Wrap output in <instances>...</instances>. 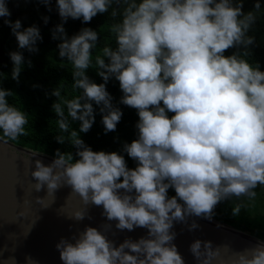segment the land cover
<instances>
[{"label": "clouds", "instance_id": "clouds-1", "mask_svg": "<svg viewBox=\"0 0 264 264\" xmlns=\"http://www.w3.org/2000/svg\"><path fill=\"white\" fill-rule=\"evenodd\" d=\"M40 2L50 5L51 0ZM57 8L63 22L82 18L85 24L111 9L115 47L104 46L93 61L97 31L85 27L69 38L63 24L54 29L52 38L62 41L59 57L72 65V89L78 92L70 99L60 86L51 93L62 133L55 139L76 148L78 159L57 150L49 166L36 160L35 190L46 185L52 193L69 186L85 205L102 206L116 229L148 232L116 246L107 235L111 224L102 225L103 231L86 227L71 241L57 243L60 259L63 264H185L173 243L175 222L191 216L211 220L222 201L254 200L255 189L264 188V71L251 61L255 36L248 35L261 11L259 0L246 14L243 0H57ZM10 15L6 0H0V17ZM5 23L20 49L38 51V27L21 30L20 20ZM232 48L237 51L225 55ZM9 55L12 79L19 82L24 56ZM93 63L104 83L86 74ZM112 78L123 93L120 103L139 117L138 138L123 145L137 163L134 169L124 155L93 151L80 138L95 123L93 103L100 106L105 134L116 131L123 112L106 89ZM13 96L0 87V130L15 141L28 135L29 115L9 103ZM70 121L80 122L79 132ZM169 189L176 195L170 198ZM244 206L235 203L233 216ZM85 217L77 212L74 219ZM197 227L193 223L190 230ZM219 248L196 240L190 252L199 264H212ZM233 264H264V242L236 253Z\"/></svg>", "mask_w": 264, "mask_h": 264}, {"label": "trees", "instance_id": "trees-1", "mask_svg": "<svg viewBox=\"0 0 264 264\" xmlns=\"http://www.w3.org/2000/svg\"><path fill=\"white\" fill-rule=\"evenodd\" d=\"M10 17H0V87L14 93L9 97V103L21 108L29 115V123L25 126L28 132L27 136L19 137L12 141L3 136L0 130V137L10 142L29 148L34 151L42 152L55 157L57 150L72 152L74 159L77 149L67 142L59 144L55 137L61 135L52 105L57 102V98L51 93L61 87V94L67 98H73L78 95L72 89L73 78L71 75L72 65L66 59L59 57L58 44L62 41L54 40L52 34L54 29L63 24L68 37L78 34L82 28L88 27L97 31L99 36L98 47L93 50V61L95 55L100 52L104 46L115 47V39L110 32V25L114 22L109 13L98 14L90 23H83L80 20L71 18L65 23L58 13L57 0H51L50 5H45L40 0H6ZM257 0H243L242 11L246 14L255 10ZM261 11L257 14V22L248 33L255 36V43L250 46L252 53L251 61L260 65V70L264 71V0H259ZM49 8L51 10H49ZM48 18L47 24L44 18ZM5 20H11L13 23L20 20L21 30L31 26H36L40 30L42 40L37 41L38 51L29 52L27 49H20L16 37L12 34V29L5 23ZM241 51L243 49H240ZM22 52L24 64L19 77V82L12 79L13 62L9 53ZM236 48L226 51L225 55H232ZM31 61V67L28 61ZM107 62V61H106ZM99 69L93 67L86 71L90 80L97 84L104 83L103 79L97 75ZM36 86V87H34ZM107 91L113 97L112 103L119 107L123 112L122 119L117 125L116 131L105 134L102 124V114L100 106L93 103L95 123L88 133H80V138L93 151L117 152L125 156L129 169L137 166L136 161L128 157L123 152V145L131 143L138 138L136 124L139 120L137 111L133 108L120 103L123 93L120 90L119 82L114 78L110 79L106 85ZM173 115L169 113V116ZM72 130L79 132L80 122L70 121ZM257 196L254 200H248L242 197L237 200L235 197L222 201L214 210L213 218L227 223L237 229L248 232L254 236L264 239V188L255 189ZM176 193L169 189L168 196L171 198ZM235 203H243L245 206L241 209L239 216H233L232 206Z\"/></svg>", "mask_w": 264, "mask_h": 264}, {"label": "water", "instance_id": "water-1", "mask_svg": "<svg viewBox=\"0 0 264 264\" xmlns=\"http://www.w3.org/2000/svg\"><path fill=\"white\" fill-rule=\"evenodd\" d=\"M54 159L0 137V264H28V257L36 264H63L57 243L62 238L71 241L86 227L103 231L102 225L111 224L107 235L116 246L126 239L138 241L147 236L144 228L116 229V221H108L102 215V206L85 205L69 186L48 193L45 185L36 191L37 181L31 175L35 161L49 166ZM38 198L42 200L38 202ZM77 212L85 214V219L76 221ZM193 223L198 227L190 230ZM172 231L176 233L173 243L185 264H199L190 252V245L196 240L210 241L214 249L220 247V256L212 264H233L236 253L264 242L215 218L191 216L186 222H175Z\"/></svg>", "mask_w": 264, "mask_h": 264}]
</instances>
